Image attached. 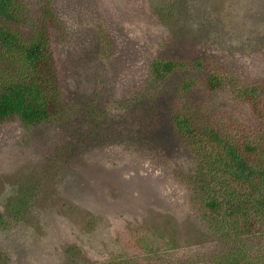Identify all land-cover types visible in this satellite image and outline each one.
Masks as SVG:
<instances>
[{"label":"rangeland","instance_id":"obj_1","mask_svg":"<svg viewBox=\"0 0 264 264\" xmlns=\"http://www.w3.org/2000/svg\"><path fill=\"white\" fill-rule=\"evenodd\" d=\"M22 1L25 15L30 7L35 18L43 5L65 19L53 27L52 45L71 113L43 125L0 126V213L7 219L0 250L8 264L134 259L144 248L131 238L142 225L169 233L174 249L192 259L215 249L205 222L187 212L188 184L172 169L193 165L178 150L163 104L185 73L152 83L148 69L155 56L208 54L229 75L220 72H237L241 87L264 81V0ZM234 96L227 87L214 97L227 122L239 113ZM20 184L33 193L15 218L9 205Z\"/></svg>","mask_w":264,"mask_h":264},{"label":"trees","instance_id":"obj_2","mask_svg":"<svg viewBox=\"0 0 264 264\" xmlns=\"http://www.w3.org/2000/svg\"><path fill=\"white\" fill-rule=\"evenodd\" d=\"M30 10L25 15L22 0H0V126L11 120L43 125L66 120L71 113L62 100L52 45V29L65 19L51 6L42 5L35 18ZM26 26L31 32L22 30ZM221 69L228 72L211 64L208 54L155 56L148 69L152 83L185 73L172 89V99L164 98L163 104L168 105L178 150L193 165L187 172L172 169L188 184L187 212L205 222L216 248L192 259L174 249L177 240L169 233L142 225L144 232L131 239L143 253L104 264H264V81L241 87L237 72L228 76ZM227 87L235 95L231 105L239 108L230 122L227 114L214 110L215 94ZM19 190L9 205L15 218L27 211L33 193L24 185ZM6 220L0 213V226ZM0 264H8L1 250Z\"/></svg>","mask_w":264,"mask_h":264}]
</instances>
